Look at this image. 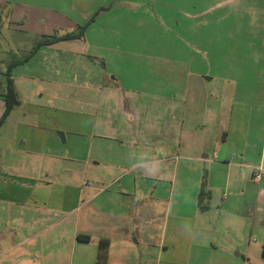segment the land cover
<instances>
[{
	"label": "crops",
	"instance_id": "0c3cea01",
	"mask_svg": "<svg viewBox=\"0 0 264 264\" xmlns=\"http://www.w3.org/2000/svg\"><path fill=\"white\" fill-rule=\"evenodd\" d=\"M179 4L0 0L23 58L86 26L12 69L0 264H264V0Z\"/></svg>",
	"mask_w": 264,
	"mask_h": 264
},
{
	"label": "trees",
	"instance_id": "16d2710c",
	"mask_svg": "<svg viewBox=\"0 0 264 264\" xmlns=\"http://www.w3.org/2000/svg\"><path fill=\"white\" fill-rule=\"evenodd\" d=\"M86 26L78 27L75 31L66 33L64 35H53L51 37H42V39L37 43V45L33 48V51L29 53L26 57L23 59L12 62L6 69L5 71V85L3 89V93L1 94V97L3 98L5 109L4 112L0 118V126L3 124L5 119L9 116L11 110L16 107L19 104L17 94L14 89V83L11 78V72L12 69L19 64H23L27 62L32 55L41 47L48 46L55 44L57 42L61 41H72V40H79L83 37L84 35V30ZM205 178L202 179L200 183V190H199V196L197 200L198 207L200 208L201 211L205 210V207L201 205L203 197L205 196ZM77 239L79 241L83 242H88L90 238L85 235H78ZM109 247V242L106 240H100L97 245V256H96V261L94 264H106L107 260V251Z\"/></svg>",
	"mask_w": 264,
	"mask_h": 264
},
{
	"label": "rangeland",
	"instance_id": "374dc122",
	"mask_svg": "<svg viewBox=\"0 0 264 264\" xmlns=\"http://www.w3.org/2000/svg\"><path fill=\"white\" fill-rule=\"evenodd\" d=\"M179 1L180 0H161V2L170 3L176 10H179V9L184 10L185 8H188V7L180 6ZM205 2H206V0H204V3ZM163 15L168 16V15H178V14H176V12H174V11L165 10L163 12ZM170 28L173 30H178L177 25H175V24ZM56 34H58V33H56ZM158 34H160V32H158ZM16 37H17V35L15 33H13V32L10 33L8 31V23L5 21V15L3 14L2 11H0V57L3 56V53H5V56H6V53H7V57H9L10 60L13 61V60H20L21 58H23V56H25V55H23L25 49L20 48L21 46L18 45V39ZM154 39H155L154 40L155 44L158 43L159 45H161L163 41H167L166 38L162 39L161 37H157V38L155 37ZM139 41L141 42L142 40H139ZM169 42H170V45L176 44L177 39L170 38ZM75 48H77L79 50L84 49L81 44H76ZM20 49H21V51H19ZM20 52H22V54H20ZM172 56H174L175 58H178V55H172ZM190 56L191 55H189L188 58ZM123 67L124 68L127 67V69L130 68L128 63L123 65ZM0 68H1V66H0ZM126 72H130V71L128 70ZM4 74H3V76H4Z\"/></svg>",
	"mask_w": 264,
	"mask_h": 264
},
{
	"label": "built area",
	"instance_id": "2783aa9c",
	"mask_svg": "<svg viewBox=\"0 0 264 264\" xmlns=\"http://www.w3.org/2000/svg\"><path fill=\"white\" fill-rule=\"evenodd\" d=\"M262 178V168H257L255 171H254V175H253V179L255 182H259ZM88 186H90V183L87 184ZM226 195L223 197V199H226Z\"/></svg>",
	"mask_w": 264,
	"mask_h": 264
}]
</instances>
